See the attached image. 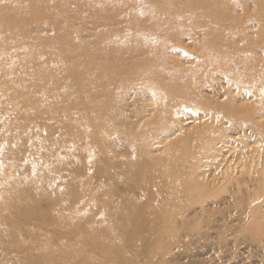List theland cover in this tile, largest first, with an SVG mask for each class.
<instances>
[{"label":"rangeland","instance_id":"obj_1","mask_svg":"<svg viewBox=\"0 0 264 264\" xmlns=\"http://www.w3.org/2000/svg\"><path fill=\"white\" fill-rule=\"evenodd\" d=\"M212 28L248 69L150 128L167 99L141 69L192 71ZM263 43L264 0H0V264H264Z\"/></svg>","mask_w":264,"mask_h":264},{"label":"bare ground","instance_id":"obj_2","mask_svg":"<svg viewBox=\"0 0 264 264\" xmlns=\"http://www.w3.org/2000/svg\"><path fill=\"white\" fill-rule=\"evenodd\" d=\"M173 17L176 18V20L178 18H182V20H179L178 22L187 26H192L191 21L185 22V20H189V17H191L186 13L177 15L174 14L173 11H167L166 13L162 12L157 16L156 20L158 22H166ZM174 24L175 23H171L165 26V29L163 30L157 29L156 31L159 35L155 36V40L152 41V44H156L157 48L163 51L168 42H171L172 40H179L180 38L173 33L175 32V29L173 28ZM203 34L204 42L199 46L189 49L190 46H192L190 44L191 41H189V44L185 46V52L196 59L194 64L195 67L194 65L192 66V68L194 67L192 71L185 70L181 71V73L174 67L170 69L166 68V70L160 71V63H163L162 55H158V58L160 59L157 62H154V60L150 61L145 69H141L139 73L141 75L139 76L149 74L147 77L152 78L149 80L153 81L155 85L163 89V97L167 99V106H165L152 120V123L149 126L150 128L152 126L160 127L162 124L164 125L165 121H168L171 118L170 115L174 109L171 111L169 106L173 104L172 102L181 101L182 103H188L194 100L197 101L196 99L199 96L198 90L200 88L202 89L200 84L202 83L203 78L213 80L219 76L225 77V79H233L240 75V70L245 71L248 69V65L240 60L241 55H243L242 50L234 52L232 49L230 51V44L220 39L221 35L219 32H216V28H212V30L208 29ZM258 49L259 48H257V50ZM232 52L234 53L233 55L231 54ZM235 56L239 57L237 58ZM114 81L117 82L116 79H114ZM150 132L151 131L148 130V133ZM199 133L200 132H197V135ZM124 144L125 148H130V152L127 151V149H121V153L117 154L121 156L123 153L121 159H116L117 161L114 160L110 162L109 166L114 169L120 184L124 185L131 193L136 190L138 185L137 183L139 182L138 169L141 162L138 160L139 157L137 156L136 151L132 150V144L127 143V141ZM113 149L114 148L111 147H105V150L112 151ZM143 192L146 195V192ZM144 209L145 207L140 206L136 211L129 212L128 216L132 218L138 215L149 214L148 211H145ZM256 220L252 224L254 230L264 231V224ZM149 226V223L137 224V230L144 231Z\"/></svg>","mask_w":264,"mask_h":264}]
</instances>
